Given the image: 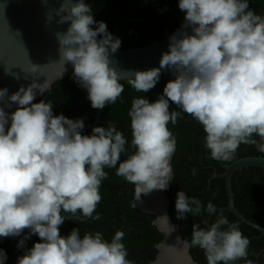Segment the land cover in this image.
Returning a JSON list of instances; mask_svg holds the SVG:
<instances>
[{
  "label": "clouds",
  "instance_id": "9594fccd",
  "mask_svg": "<svg viewBox=\"0 0 264 264\" xmlns=\"http://www.w3.org/2000/svg\"><path fill=\"white\" fill-rule=\"evenodd\" d=\"M178 7L184 24L169 37L159 67L121 70L122 75L110 59L121 40L94 19L84 0H61L55 9L57 23L68 25L55 33L59 60L72 64L92 108L114 104L124 91L122 78L146 93L158 83L161 70L174 77L155 101L132 100L128 115L134 151L123 160L128 140L114 124L94 126L86 135L82 118L54 115L50 100L34 102L37 92L48 89L46 82L33 79L10 95L0 88V237L21 236L28 229L40 238L16 264H132L122 230L109 241L99 231L81 236L79 228L61 236L59 227L65 218H101L94 213L108 175L105 168H115L117 176L134 185L136 202L142 194L168 188L176 150L168 125L181 115L170 111V102L202 125L212 159L233 160L241 144L264 153V16L251 10L248 0H178ZM38 67L32 63L30 72ZM13 104L14 110L5 111ZM175 209L177 219L217 212L212 202L205 207L184 191L177 192ZM248 245L239 226L222 213L207 228L192 226L190 246L203 249L208 264L246 259ZM6 260L0 249V264Z\"/></svg>",
  "mask_w": 264,
  "mask_h": 264
},
{
  "label": "trees",
  "instance_id": "16d2710c",
  "mask_svg": "<svg viewBox=\"0 0 264 264\" xmlns=\"http://www.w3.org/2000/svg\"><path fill=\"white\" fill-rule=\"evenodd\" d=\"M86 3L91 7L94 19L105 22L108 32L121 40L119 49L161 40L167 35H172L184 24L185 14L179 9L178 0H87ZM248 5L257 15L264 16V0H248ZM173 78L169 70L162 71L156 86L146 93L135 91L126 79L120 80L124 91L114 104H106L101 114L102 122L97 126L107 127L111 123L124 134L128 144L125 146V152L121 153V160L134 151L131 146L128 115L132 100L144 96L150 102L155 101L158 95L163 94L165 83ZM40 100L53 102L54 115L63 114L70 119L82 118L84 122L82 132L90 135L94 120L92 114L96 109L91 107L87 90L78 85L73 72L65 79L56 82L44 96L36 98L34 102ZM172 110L180 111L181 115L176 124L168 125L176 138V150L171 161L173 179L165 190L169 198L167 213L171 221L178 224L181 238L189 243L192 258L198 264H208L204 250L190 246L193 224L207 228L222 213L229 222L236 223L249 240L246 259L237 260L234 264H247L249 260L252 264H264V233L261 234L257 228L249 224L241 223L230 211L221 209L227 205L224 178L213 177L214 173L220 174L224 171L225 163L244 156H264V153H260L254 145L241 144L233 160H214L205 147L206 134L202 125L170 102V111ZM253 138L259 141V137ZM193 169H196L195 175H192ZM104 170L108 175L101 183L99 191L102 199L94 213V215L99 214L101 218L98 220L66 218L61 227L67 234L73 228H79L81 236L86 231L92 233L99 231L109 241L116 230H122L125 233L122 243L127 249V259L132 261V264H150L156 258L157 244L165 238V234L152 223L154 214L144 213L133 206L134 185L117 176L115 168ZM232 189L238 211L251 222L264 228V168L249 166L237 170L232 176ZM178 191H184L190 198H198L205 207L209 201L212 202L217 212L215 214L201 212L195 216L188 213L185 218L177 219L175 200ZM143 196L142 194L141 198ZM24 236L30 238L25 240L23 248L19 247L22 255L40 239L37 235L23 232L21 236L12 237L17 246L18 241ZM0 249L7 254L5 264H16L20 257L19 252L8 238L0 237Z\"/></svg>",
  "mask_w": 264,
  "mask_h": 264
},
{
  "label": "water",
  "instance_id": "95a60500",
  "mask_svg": "<svg viewBox=\"0 0 264 264\" xmlns=\"http://www.w3.org/2000/svg\"><path fill=\"white\" fill-rule=\"evenodd\" d=\"M86 1L84 0L85 3ZM60 3L61 0H0V88H7L9 95L17 91L20 86H27L33 79H36L38 83L46 82L49 85L44 93L37 92L35 99L42 97L56 82L65 79L73 72L71 63L64 65L59 60L58 42L55 33L65 31L68 26L66 23H57L59 17L55 14V9L60 7ZM170 36L167 35L161 40H154L146 45L118 49L115 53H111L110 59L114 62L118 75L123 74L121 70H146L151 67H159L161 53L168 51ZM32 63L39 66L34 74L30 72ZM15 106L13 104L11 108L5 107V110H11ZM104 108L96 109L95 113L92 114L94 120L90 134L92 128L102 122L101 114ZM249 166L264 168V156H244L230 163H225L223 165L224 171L220 174L214 173L213 177L224 178L227 205L221 209L230 211L241 223L249 224L263 234L264 228L248 220L238 211L234 203L232 176L237 170ZM162 192L165 198L163 213L172 224L173 232L171 233L161 229L156 222L160 216L159 212L152 208L143 207L145 203L151 204L148 202V195H144L139 202L135 201L133 203V206L140 211L154 214L155 218L152 223L165 234V238L157 244L158 253L150 264H159L157 260L164 253L165 245L173 237L182 245L183 253L189 258L191 264H198L189 252V243L181 238L178 232V224L171 221L167 213L169 198L165 190H162ZM65 220L67 219L65 218ZM24 232L29 231L25 229ZM59 233L61 236L68 235L61 226L59 227ZM6 238L19 252V256H22L14 239L11 236ZM170 262L167 264H174L172 261Z\"/></svg>",
  "mask_w": 264,
  "mask_h": 264
},
{
  "label": "bare ground",
  "instance_id": "6f19581e",
  "mask_svg": "<svg viewBox=\"0 0 264 264\" xmlns=\"http://www.w3.org/2000/svg\"><path fill=\"white\" fill-rule=\"evenodd\" d=\"M148 198V202L151 204L145 203L143 207L152 208L159 212L160 216L156 221L159 227L170 233L173 232L172 224L167 220L165 214L163 213L165 198L163 196L162 190H153L150 194H148ZM164 248V253L161 254L160 258L157 260V263L167 264L168 262L172 261L174 264H191L189 258L183 253L182 245L176 241L175 237L171 238Z\"/></svg>",
  "mask_w": 264,
  "mask_h": 264
}]
</instances>
